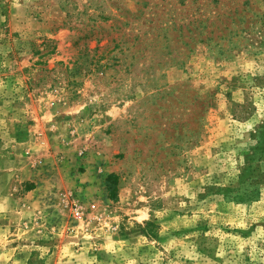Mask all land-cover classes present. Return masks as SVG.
<instances>
[{
  "label": "rangeland",
  "instance_id": "1",
  "mask_svg": "<svg viewBox=\"0 0 264 264\" xmlns=\"http://www.w3.org/2000/svg\"><path fill=\"white\" fill-rule=\"evenodd\" d=\"M0 264H264V0H0Z\"/></svg>",
  "mask_w": 264,
  "mask_h": 264
},
{
  "label": "trees",
  "instance_id": "2",
  "mask_svg": "<svg viewBox=\"0 0 264 264\" xmlns=\"http://www.w3.org/2000/svg\"><path fill=\"white\" fill-rule=\"evenodd\" d=\"M235 18H237V19L236 20L233 19L230 22L229 26L224 27L228 33L222 34L220 37L217 36L216 37L217 39L222 40V41L228 40V42H229L232 34H233V37H235V38L241 37L242 34H244L245 32H247L250 29V27L244 26V17L243 16L242 17L241 16H235ZM208 21H209V18L205 19V21L199 22L200 29H198V36L199 37L204 36V38L206 40H212V36H208V35H206L207 33H205V30L208 27V26H206L205 22H208ZM231 27H233V28H231ZM211 34H212V32L209 33V35H211ZM200 40H201V42L203 41L202 39H199V41ZM117 179L118 178L116 175L110 174L106 177V179L104 181V190L107 193L108 199L110 201H114L116 199L115 188H116V184H117Z\"/></svg>",
  "mask_w": 264,
  "mask_h": 264
}]
</instances>
